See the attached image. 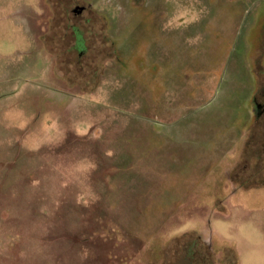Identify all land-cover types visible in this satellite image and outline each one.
<instances>
[{
	"label": "rangeland",
	"instance_id": "1",
	"mask_svg": "<svg viewBox=\"0 0 264 264\" xmlns=\"http://www.w3.org/2000/svg\"><path fill=\"white\" fill-rule=\"evenodd\" d=\"M0 264H264V0H0Z\"/></svg>",
	"mask_w": 264,
	"mask_h": 264
},
{
	"label": "flooded vegetation",
	"instance_id": "2",
	"mask_svg": "<svg viewBox=\"0 0 264 264\" xmlns=\"http://www.w3.org/2000/svg\"><path fill=\"white\" fill-rule=\"evenodd\" d=\"M79 9H80V8H79ZM79 9L77 8V9L73 10V13H76L77 15H79L80 12H81V10H79Z\"/></svg>",
	"mask_w": 264,
	"mask_h": 264
}]
</instances>
